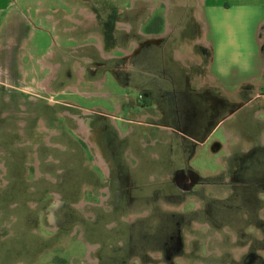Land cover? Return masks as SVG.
Wrapping results in <instances>:
<instances>
[{
    "label": "rangeland",
    "instance_id": "374dc122",
    "mask_svg": "<svg viewBox=\"0 0 264 264\" xmlns=\"http://www.w3.org/2000/svg\"><path fill=\"white\" fill-rule=\"evenodd\" d=\"M38 2L32 1L41 7ZM49 2L57 8L65 6V0ZM23 9L26 12L23 21L18 17V24L9 28L10 39L0 44V264H114L119 257V250H113L118 249V240L126 243V238L119 237L120 231L128 239L136 234L133 240L140 242L142 234L129 225L144 224V218L148 217L151 219L147 222L156 231L162 219L194 216L192 208L196 204L207 206L196 215L211 216L218 224L227 222L240 232L243 211L249 210L251 215L256 207L253 201L247 208L246 201L264 186L249 182L251 176L248 181L240 176L232 182L230 176L211 177L207 168L194 170L191 160L181 163L175 153L183 137L181 133L186 132L172 124L160 123L165 114L162 107L178 106L203 114L204 105L213 101L208 84L195 81L199 94L195 96L184 91L182 81V70L189 72L190 67L198 79H205L210 72V46L200 0H100L103 46L100 44V58L95 57L94 61H102V68L101 65H111L113 54L123 53L136 62L139 58L145 62L146 55L152 60L153 76L149 83L160 88L154 90L159 94L154 95L157 99L153 96V102L144 93L137 97L143 109L128 115L133 123L127 125L134 127L129 136L124 134L126 129L116 128L111 113L98 107L85 108L79 99L50 101L49 105L48 95L58 96L55 90L59 87H68V93L78 95L101 92L104 98L113 97L104 86L100 88V80L89 79L85 64L83 69H73L85 79L58 80L51 84L54 93L47 82L32 80L38 65L28 57L35 54L14 43L24 39L28 46H36L35 53L39 54L51 41L47 27L52 26L43 17L34 21L32 12ZM150 32L153 34L147 42H160L145 48ZM261 33L258 40L264 41V28ZM60 44L56 50L52 49L57 53L56 59L63 56L69 60L74 53L67 47L65 35L61 36ZM138 45L144 49L137 57ZM260 50L264 57V44ZM125 51L129 54H124ZM69 64L65 62V66ZM167 67L171 69L169 74L165 71ZM188 81L194 80L191 77ZM262 84L264 77L254 87L264 91ZM221 93L224 97L219 98L231 100L234 107L247 99L239 91L231 96ZM262 98L264 93L260 101ZM197 120L196 116L190 123L196 124ZM219 137L217 129L211 135L202 132L190 140L184 152L192 158L195 142L198 150L206 153ZM259 154L258 168L264 170V151L263 157ZM101 161L105 164H100ZM225 166V162H218V169ZM257 180L264 184V177ZM231 185L237 193L232 194ZM183 204L185 213L170 209ZM260 208L259 216H263L259 223L264 228V207ZM134 218L137 220L131 223ZM115 224L118 228L114 229ZM104 241L109 242V247L103 246L107 249L100 257V243ZM128 259L126 256L124 263Z\"/></svg>",
    "mask_w": 264,
    "mask_h": 264
},
{
    "label": "crops",
    "instance_id": "0c3cea01",
    "mask_svg": "<svg viewBox=\"0 0 264 264\" xmlns=\"http://www.w3.org/2000/svg\"><path fill=\"white\" fill-rule=\"evenodd\" d=\"M32 1L0 0V44L10 39L9 28L14 26L16 22L18 24V17L22 18V16H24V7L31 10L34 20L46 16L50 17L51 13H53V11H49V9L46 10V6L40 7L34 5ZM40 1L41 0H39V2ZM47 1L49 2V0ZM65 1L78 5L80 9L83 7L82 5L85 4L82 3V0ZM200 2L202 3V11L207 25L206 39L208 40V46H210L208 64L210 72L205 79H198L197 75L192 74L194 71L190 67L189 72L182 70L184 73L182 81L183 87L185 88L184 91L195 96H199L197 88H195L197 84L195 81H201L202 85L208 84L207 88L211 91L210 98L213 101L208 105H204L203 114L199 111L190 112L178 106L170 107V105H167L166 108L162 107V109H160L164 110L163 112L165 114L161 118L162 122L160 123L166 124V126L172 124L180 128L181 131L183 130L186 132L185 134L181 133L183 137L180 145L177 147L178 153H175L177 159L180 160L181 163L191 160L194 170L198 171L199 168L200 170L207 168L211 177L230 176L232 177V182L236 181L237 177L240 176L247 178L248 181V177L251 176L249 177L251 178L249 182H257V184L264 186L262 182H258L257 180L260 177H264V170L258 168L260 160L259 153H261L263 157L262 151H264V110L259 106L243 108L234 107L229 100L220 99L224 97L221 96V91H223V94L231 96L234 91L240 90V87H246L248 83L250 84L258 80L259 76L264 71V57L260 50V46H263L264 41L258 40L259 37L261 38V31L264 28V25H261L264 22V0H200ZM90 4H95V7L100 8V0H90ZM52 6L55 7L56 5L49 2L48 7L53 8ZM32 9L34 11H32ZM111 16L112 15H110L108 19H110ZM21 21H23V18ZM17 27H20V24ZM86 33V31H83L81 36L80 34L76 36L79 39H84ZM142 34H144V32ZM149 34L150 36L148 35L146 42H144L145 48L152 44L157 45V43L160 42L159 40H155L156 38L154 39L155 41L147 42L149 38L152 37L153 33L150 32ZM17 36H21L20 29L17 30ZM100 44L102 45L101 39ZM28 47L30 49L37 48L36 46H34V48ZM143 47L144 46L138 45L137 50L138 48L140 49L137 51V57L141 55L140 52L144 49ZM119 52L122 53L120 49ZM124 54L129 53L125 51ZM51 55H54V51L48 53L47 56ZM42 56L44 55H41V57ZM126 57L127 55L125 56L123 53L113 54L111 65H101L102 68L99 67L95 72V76L88 74L89 79L93 81L100 80V88L104 86V90L107 91L113 99L104 98V94L101 92L100 95H91L95 97L91 99L89 98L91 96H87V94L85 96V93L83 95H78L77 92L68 93L66 90L68 87H59L57 90L54 89L59 95L52 98V101L67 102L79 99V102L86 106H84L85 108L93 109L98 107L106 110L113 115L112 122H114L116 128L126 129L124 134L126 136L131 135L134 131V127L132 125L128 126L127 122L130 124L133 123V118L131 116L128 117V115L133 113L138 114L139 110L143 109L138 104L139 99L137 97L140 96L139 94L144 93L146 97H151V101L153 102V96H158L159 94V92L154 90L160 88H157V85L149 83L153 76V71L150 68L152 60L146 55L145 62L140 58L136 62ZM166 58L170 60V58ZM177 59L179 60V58ZM86 61V64H90L93 60L88 57ZM48 65H50V62L44 60L40 69L33 74L39 75L38 81L47 82L51 92L53 91L51 84L56 81L65 79L73 80L75 78V72H73V70L71 76V65L65 66L64 62L62 66L55 67V69L52 70L55 77L50 80L43 73L46 72L45 67ZM162 66L164 67V65ZM189 66L190 65L187 64L186 67L188 68ZM165 71L166 74H169L171 69L167 67ZM173 71L175 70L173 69ZM191 77L194 81L189 82L188 78ZM170 78L176 80L175 77ZM102 80L104 81L103 84L101 82ZM218 83L220 85H218ZM71 85L72 83L70 87ZM112 85L114 89H111ZM41 87L50 92L46 87ZM216 89H221V91ZM128 94H130L133 99L132 103H129L130 98L127 97L129 96ZM158 100L161 102L160 99ZM206 108L207 111L205 110ZM150 111L153 110L150 109ZM191 113H193L192 116ZM196 116L198 119L197 123L195 124L192 122L191 124L190 120L195 119ZM212 126L216 127L213 128ZM216 129L218 131L220 130V137L216 144L211 146L206 153H201L194 142L196 149L193 151L192 158H189V155L185 154L184 148L188 147L186 145L190 144V140L193 141L192 139H196V136L202 132H209L211 135ZM200 130L202 131L199 132ZM120 133L123 134V132ZM223 155L225 161H223ZM218 162L221 164L225 162V168L222 170L218 169ZM201 164L204 167H201ZM180 167H182V165ZM177 170H179V168ZM242 186L246 187L247 184H242ZM231 187L234 193H237L236 187L233 185H231ZM262 193H264V189H259V191L251 197V200L246 201V204H248L246 205L247 208L253 201L256 202V207L259 208L260 204L258 202V197H261ZM249 212L250 211L247 213L249 214Z\"/></svg>",
    "mask_w": 264,
    "mask_h": 264
},
{
    "label": "flooded vegetation",
    "instance_id": "af4514ba",
    "mask_svg": "<svg viewBox=\"0 0 264 264\" xmlns=\"http://www.w3.org/2000/svg\"><path fill=\"white\" fill-rule=\"evenodd\" d=\"M40 2L39 5L42 7H45V3H49L47 0H41ZM82 3L85 4L82 5L83 7L81 9L78 5L67 3L66 1L63 8L52 6L53 8H51V11H53V13H51L50 17H43L48 20L49 24L52 26L50 28L47 27L48 32L51 34V41L41 53L37 54L35 53V49H30L24 39L14 43V45L18 44L20 47L28 49L29 51L33 50L35 55H29L28 59L30 61L34 59L33 62L38 65V69L35 71L40 69L44 60L50 62V65L45 67L47 73L43 72L50 80L55 77L52 70L55 69V67L62 66L64 62L70 63L71 76L73 69H83L82 65L84 64L88 74L91 75L100 67V60L98 62L94 61L95 57L100 58V8L94 7L96 10L92 9L94 5L90 4V0H82ZM46 9L50 11L48 6ZM32 11L34 10L32 9ZM58 13L62 14L58 16ZM25 16L26 12L24 10V17ZM51 20H53L52 23L50 22ZM34 21L39 22L38 18ZM24 23L26 22L24 21ZM83 31L87 32L84 39L77 38L76 35L80 34L81 36ZM64 35L68 42L67 47L71 49V53H74V55H71L69 57L70 59L68 58L69 60H66L63 56L60 57L61 59H56V51H54V55L47 56L48 53H51L53 48L56 50L61 46L60 38ZM41 55L44 56L41 57ZM88 57L93 58L90 64H86V58ZM38 77L39 75L34 74L32 80L37 81ZM74 77L78 78V80L85 79V77H83V75L81 76L78 72L75 73ZM262 77H264V71L259 76L258 80L250 84L248 83L246 87H240V90H237L241 92L242 96L247 97V99L244 101L242 100V105L236 107L259 106L264 110V98H262L263 101L259 99L264 91L261 88L259 89V87H254L259 84ZM46 91L49 93L48 90ZM260 92L262 93L260 94ZM52 98H54V96L49 94V105H52L50 102ZM177 176H180V173H178ZM196 176L197 174L194 172V177ZM189 187L194 189V187L188 186V188ZM233 193L234 190H232V194ZM261 195V197H258V202L260 204L261 200L260 207H264V193ZM184 207L185 204L170 209L177 210V213L180 214L185 213L183 212ZM260 207H255L257 209L254 208L251 215L247 213L249 210L246 212L243 211V216L240 217L242 224L240 232L236 231V228L227 222L218 224L212 220L211 216L204 217L196 215V212L200 209L207 208V206L202 207L197 206V204L196 207L192 208L194 216L184 215L181 217L162 219V222L159 224L160 229H156V231L152 230V223L150 224L147 222L151 218H144V224L135 222L137 219L134 218L131 223H135L131 224V226L129 225V228L139 231L140 234H142L143 240L140 242L133 240L136 234L128 239L127 235L120 231L119 237L122 236V238H126V243H121L119 239L117 244L118 249L112 247L114 248L113 250H119V257L115 259L113 263L264 264V228L259 223L263 216L262 214L259 216ZM115 228H118L116 224L114 226V229ZM149 234H151V239L149 238ZM111 243L113 246V242ZM103 246L109 247V242L105 243L104 241L102 244L100 243V257L103 256L105 249H107ZM126 256L129 257V261L124 263Z\"/></svg>",
    "mask_w": 264,
    "mask_h": 264
},
{
    "label": "bare ground",
    "instance_id": "6f19581e",
    "mask_svg": "<svg viewBox=\"0 0 264 264\" xmlns=\"http://www.w3.org/2000/svg\"><path fill=\"white\" fill-rule=\"evenodd\" d=\"M100 164L104 165L105 163H103V162L101 161ZM91 248H93V246H92Z\"/></svg>",
    "mask_w": 264,
    "mask_h": 264
}]
</instances>
